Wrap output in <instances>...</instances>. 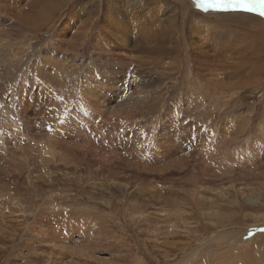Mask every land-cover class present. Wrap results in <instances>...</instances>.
Here are the masks:
<instances>
[{"label":"rangeland","instance_id":"rangeland-1","mask_svg":"<svg viewBox=\"0 0 264 264\" xmlns=\"http://www.w3.org/2000/svg\"><path fill=\"white\" fill-rule=\"evenodd\" d=\"M147 2L135 9L139 36L124 48L112 8L122 2L0 0V109L21 122L0 150V264H137L153 213L178 204L195 230L181 239L194 245L200 234L250 225L264 232V37L250 43L253 27L244 24L249 15L264 19V0H252L254 11L194 3L191 19ZM217 13L233 14L230 34ZM38 232L57 236L58 249ZM263 236L213 240L197 258L264 264ZM249 250L250 259L242 253Z\"/></svg>","mask_w":264,"mask_h":264},{"label":"bare ground","instance_id":"bare-ground-1","mask_svg":"<svg viewBox=\"0 0 264 264\" xmlns=\"http://www.w3.org/2000/svg\"><path fill=\"white\" fill-rule=\"evenodd\" d=\"M117 1L119 2H122L123 5H112V8L114 10H116V14H118V18L119 20H121L122 22L120 23L119 20L116 21V22H119V26H122L120 31L124 32L125 34L122 35L123 33H120L118 34L117 32L116 33V36H115V39L120 43V46L122 45V47L124 48H128V46L130 45V42H132L133 38H134V35L136 34V38L139 36L138 35V30L137 28L135 27L137 24H138V15L135 16L138 12L137 10L139 8H145V4H148L147 1L149 2H154V3H157L158 4V7L159 9H157V12H160V11H163V12H166V11H178L179 10V13L182 14L183 16L186 15V19H191V13H194L192 8H195V1L194 3L191 2L190 0L187 1V0H112V2L115 4ZM103 2V1H102ZM111 2V0H110ZM169 2H172V4L170 5ZM153 3V4H154ZM111 4V3H110ZM170 5V6H169ZM176 5H181L182 6V9H178L176 7ZM197 6V5H196ZM137 9V10H135ZM189 9V11H187ZM107 10H108V7H107ZM149 10V9H148ZM197 10V9H195ZM139 11V10H138ZM147 11V10H145ZM198 14H201V15H210L209 13L205 14V13H200L198 11H195ZM205 12V11H204ZM153 13V12H152ZM162 13V12H161ZM125 14H128V15H125ZM135 14V15H134ZM145 14V13H144ZM151 14V13H150ZM240 14V13H239ZM132 15V16H131ZM153 15V14H152ZM216 16H214V18H216L218 21H220V19L222 21H224L225 23H223V29L226 31V33L230 34L229 32H227L229 29H231V24L230 23V17L231 15L233 14H225V15H221L220 13H217L215 14ZM163 16V15H162ZM211 16V15H210ZM121 17V18H120ZM143 17V16H142ZM146 17V16H145ZM154 17V15H153ZM174 17V16H173ZM237 17V16H236ZM193 18V17H192ZM195 18V17H194ZM211 18V17H210ZM244 19L245 16L243 17ZM116 19V20H117ZM156 19V18H155ZM128 21V22H124V21ZM169 20V19H168ZM171 20V19H170ZM234 20V18H233ZM131 25V28L134 27L135 29H130L128 30V25L127 23L129 24V22ZM156 21V20H155ZM183 22V20H182ZM251 22V23H250ZM173 23V22H172ZM171 23V24H172ZM178 23V22H177ZM195 23V22H194ZM141 24V23H140ZM146 24V23H145ZM199 24V22H198ZM246 25H252L253 29L249 32V35L252 36V38L250 39V43H255L256 40L259 41V39L263 38L264 36V19H261L259 17H255V16H252V15H249V18L246 19L245 23ZM156 25V24H155ZM165 25V24H164ZM191 25V24H190ZM245 25V26H246ZM129 26V28H130ZM143 26V24H142ZM146 26V25H144ZM172 26V25H171ZM244 26V25H243ZM148 27V26H147ZM167 27V26H166ZM170 27V26H169ZM188 27V26H187ZM146 28V27H145ZM161 28V27H160ZM159 28V29H160ZM176 28V27H175ZM216 28V27H215ZM158 29V27H157ZM174 29V28H173ZM214 29V28H213ZM142 30V29H141ZM148 30V29H147ZM155 30V29H153ZM164 30V29H163ZM171 30V29H170ZM185 30V29H184ZM216 29H214L215 31ZM149 31H152L151 29ZM161 31V29H160ZM173 31V30H172ZM194 31V30H193ZM220 31V30H219ZM247 31V30H246ZM119 32V31H118ZM143 32V31H142ZM145 32L146 30H144V35L142 36H145ZM158 32V31H157ZM176 32V31H175ZM223 32V31H222ZM167 33H170V32H167ZM225 33V32H224ZM143 34V33H142ZM152 34V33H151ZM155 34H157L155 32ZM162 35V33H160ZM158 33V35H160ZM172 34V33H171ZM175 34V33H174ZM183 35V34H182ZM222 35V34H221ZM140 36V37H142ZM169 37V36H168ZM231 37V36H230ZM247 37V36H246ZM143 38V37H142ZM148 38V37H147ZM155 38V37H154ZM212 38V37H211ZM149 39V38H148ZM228 39V38H227ZM146 40V39H145ZM158 40V39H157ZM162 40V39H161ZM221 40V39H220ZM263 39H261L262 41ZM150 41V39H149ZM155 43V41H153ZM138 43V42H137ZM158 43V42H157ZM262 43V42H260ZM162 44V43H161ZM165 44V43H164ZM167 44V43H166ZM213 44V42H212ZM142 45V44H141ZM148 45V44H147ZM145 45V46H147ZM151 46V45H150ZM135 47V46H134ZM176 47V46H175ZM138 48V47H136ZM151 48V47H150ZM161 49H167V47H165L164 45H162L160 47ZM149 49V48H148ZM154 49V48H153ZM141 50V49H140ZM151 51V50H150ZM160 51V50H159ZM167 51V50H166ZM259 52V51H258ZM158 53V52H157ZM256 55V54H255ZM156 56V55H155ZM154 56V57H155ZM170 57V56H169ZM156 58V57H155ZM152 59V57H151ZM154 59V58H153ZM158 59V58H157ZM143 60V59H142ZM153 61V60H152ZM140 62V61H139ZM156 62V61H155ZM141 63V62H140ZM150 64V63H149ZM192 68V67H191ZM189 71V70H188ZM191 74V73H190ZM105 75V74H104ZM195 80V79H194ZM196 83V82H195ZM117 85V84H116ZM195 85V84H194ZM232 87V86H231ZM235 92V91H234ZM96 97V96H95ZM95 99V98H94ZM97 99V98H96ZM101 99V98H100ZM98 100L99 103H100V106L102 105L103 107H106L105 106V99L104 100ZM103 99V98H102ZM9 108L6 106V105H1V109H0V124L1 127H0V150H4V147L5 146V142L6 141V137H5V134H6V131L8 130H16V128H19L18 126V122L21 123L19 120H16V117L14 115V113H8V110ZM18 121V122H17ZM21 126V125H20ZM18 130V129H17ZM22 132V131H21ZM18 133L19 135L23 134L24 132L22 133ZM14 135V134H13ZM15 136V135H14ZM23 137V135L21 136ZM19 137V138H21ZM29 137V136H28ZM18 138V137H17ZM18 138V139H19ZM8 139H10L8 137ZM31 140V139H30ZM10 141V140H9ZM12 141V140H11ZM16 142V141H15ZM23 142V141H22ZM10 144V143H9ZM44 144V143H43ZM16 145V144H15ZM18 145V143H17ZM46 145V144H45ZM8 146V145H7ZM13 146V145H12ZM20 146V145H19ZM53 149V148H52ZM7 150V149H5ZM49 150V149H48ZM48 150H47V147H46V151L44 153H48ZM51 151V149H50ZM8 152V150L6 151ZM52 152V151H51ZM7 154V153H6ZM54 157V156H53ZM20 168V167H19ZM28 170V169H27ZM35 179V178H34ZM237 190V189H236ZM242 193H244V190L241 188L239 189ZM2 191V190H1ZM236 191L233 190L232 193H235ZM253 192V191H252ZM237 193V192H236ZM7 194V193H6ZM231 191L229 190L228 192L224 193L222 192L221 194V197H225V196H231ZM247 194V193H246ZM259 192H257L256 194L254 193H250V194H247L250 198H254L255 196L258 198L259 197ZM237 195V194H236ZM246 195V197H247ZM6 196V195H5ZM12 195H7V199L8 200H11L12 199ZM18 198V197H17ZM7 200V201H8ZM253 200V199H252ZM255 201V200H254ZM253 201V202H254ZM257 201V200H256ZM19 203V202H18ZM21 204H23L21 202ZM13 205V204H12ZM132 205V204H131ZM1 207V206H0ZM58 208V206L56 207H49V209L51 211H54L52 212L53 215H55V211H57L56 209ZM174 211L172 212V209L171 210H163L162 208L160 209V211L156 210L154 213H153V218H157L156 219V223H155V226H154V229L153 231L151 232V237L149 236V242L145 241L143 244L139 245V247H135L136 248V251L138 250V252L140 251L141 253H143V256H144V260L143 259H136V262L138 261L137 264H155V263H150L149 261L153 260L154 262L157 261L158 259H161L160 264H201L200 263V259H198L197 257L200 256V255H204L206 253L203 252L202 248L204 246H206L207 244H210L211 241L213 240H221L222 238L226 241H229V242H233L235 243V245L237 243H240L242 241H244V238L246 237V242H254L256 241L257 239L259 240V238H261L263 235H264V232L263 233H260L258 228L255 226V225H250V227H247L243 230H225V231H221V232H218L215 236H212L210 234H208L207 236H205V242H204V239H201V234L200 236H197L199 237L198 238V242L199 244L198 245H194L192 244L191 241H183L181 239V236H185V237H188L190 234H192V232H195L194 230V227L192 226V222L189 221L191 220L192 218V214L189 215L188 213V210L186 209L185 206H183L182 204H178L176 206H174ZM3 209V207L1 208ZM20 210L24 213L21 215L22 219L24 221L26 220H29L30 216H28L27 214V209L25 208V206H21L20 207ZM30 211V210H29ZM40 211H42V209H39L38 211V214L41 213ZM137 211V210H136ZM2 216L4 215L3 213L1 214ZM137 215V213H136ZM135 215L133 214L131 216V218H133ZM140 216V215H139ZM129 218V217H128ZM127 218V219H128ZM139 218V217H138ZM35 219V218H34ZM146 219L148 220V217L145 218V221ZM260 219L262 218H252V221L256 222V221H261ZM126 221V220H125ZM138 221V220H137ZM220 221V220H219ZM225 220H223L222 222L220 223H223ZM29 222V221H28ZM121 223V222H120ZM128 223V222H127ZM162 223V224H160ZM252 223V222H251ZM30 225L33 224V222L29 223ZM256 224V223H254ZM28 225V224H27ZM28 225V228L27 229H30L31 226ZM148 225V223H147ZM157 225V226H156ZM218 225V224H217ZM259 225L263 226L264 225V222L263 223H260ZM140 226V225H139ZM144 227V225H142ZM249 226V225H248ZM253 226V227H251ZM27 227V226H26ZM165 228L163 234H161V230L162 228ZM218 227V226H217ZM225 227V226H224ZM25 228V226H24ZM142 228V227H141ZM241 228V227H240ZM139 229V228H138ZM145 230V229H144ZM263 230V229H262ZM249 232V233H248ZM262 232V231H261ZM250 234H254V236L251 238V239H248V237L250 236ZM39 239H40V243H43V244H48L49 245V248L52 250L54 249H58L57 246H58V243L57 242V239L56 237L57 236H47L45 234V237H43L42 234H40V232L37 233ZM175 236V237H180L179 240H172L170 239V236ZM141 236V235H140ZM245 236V237H244ZM43 237V238H42ZM143 237V236H142ZM174 237V238H175ZM244 237V238H243ZM264 237V236H263ZM58 238V237H57ZM145 238V237H144ZM143 239V238H142ZM195 239V238H194ZM182 240V241H180ZM257 242V241H256ZM138 245V244H137ZM152 246L154 248V250H150L149 249V246ZM254 245V244H253ZM47 246V245H46ZM63 246V245H62ZM125 246V245H124ZM135 246V244H134ZM45 247V246H43ZM66 248V246H63ZM151 247V248H152ZM235 249H240V245L239 246H236L234 247ZM242 248V247H241ZM38 249V248H37ZM207 249V248H206ZM205 249V250H206ZM253 249V248H252ZM88 250V249H87ZM130 250V249H129ZM246 250V249H245ZM34 251V250H33ZM30 250H28L27 252V257L30 256V258L33 257V261H35V263H40L41 261H44L45 259V255L43 254V252H40L39 250L38 251H35L33 252ZM131 251L133 252V250L131 249ZM251 251L252 250H249L247 252H242L243 254H245V256H248L249 259L251 258L249 255H251ZM87 252V251H86ZM137 252V253H138ZM158 252V256L159 258L156 257V254ZM137 253L135 255V257L137 256ZM233 253V252H232ZM33 254V255H32ZM53 254V253H52ZM139 254V253H138ZM47 255V254H46ZM81 256V255H80ZM92 256V255H91ZM94 256V255H93ZM50 257V256H49ZM82 257V256H81ZM171 257V258H170ZM26 258V257H25ZM51 258V257H50ZM137 258V257H136ZM170 258V259H169ZM90 259V258H89ZM32 261V262H33ZM56 261V260H55ZM251 261V260H250ZM249 260L246 261V264H253L252 262H250ZM45 262V261H44ZM110 264L112 263V261H108ZM108 262H105V263H108ZM213 262V261H212ZM16 264H20L19 262H15ZM108 263V264H109ZM47 264H58L57 262H54L53 260L49 259V261L47 262ZM60 264V263H59ZM66 264H70V262H66ZM242 264H245L242 262Z\"/></svg>","mask_w":264,"mask_h":264},{"label":"snow or ice","instance_id":"snow-or-ice-1","mask_svg":"<svg viewBox=\"0 0 264 264\" xmlns=\"http://www.w3.org/2000/svg\"><path fill=\"white\" fill-rule=\"evenodd\" d=\"M197 7L207 10H251L252 0H195Z\"/></svg>","mask_w":264,"mask_h":264}]
</instances>
